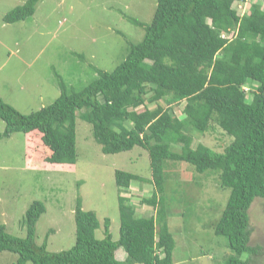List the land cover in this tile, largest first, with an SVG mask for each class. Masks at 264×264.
Returning a JSON list of instances; mask_svg holds the SVG:
<instances>
[{
	"label": "trees",
	"instance_id": "16d2710c",
	"mask_svg": "<svg viewBox=\"0 0 264 264\" xmlns=\"http://www.w3.org/2000/svg\"><path fill=\"white\" fill-rule=\"evenodd\" d=\"M38 1L12 9L3 22L31 17ZM245 1L156 0L149 24L128 18L144 32L139 42L126 41L127 54L112 72L93 68L97 76L80 90L59 81V96L29 114L0 98L5 124L0 140L14 133L38 134L42 146L56 156V132L73 133L74 122L81 119L90 125L103 154L138 147L147 152L150 166L149 179L114 172L119 190L116 240L108 219L103 220V238H95L98 219L77 199L74 245L49 253L45 243H35V223L45 208L33 201L23 219L25 237L12 236L0 226V254H16L15 264H172L175 243L168 218L172 209L187 215V201L197 197L173 189L167 195V169L185 163L198 174L210 172L220 188L230 191L219 214L216 205L210 210L213 233L224 237L231 251L221 264H253L261 248L249 245L248 210L255 199H264V9L252 5L239 16L232 6ZM245 85L252 87L247 94ZM182 103L184 117L177 118L173 110ZM214 126L235 141L219 153L201 143L192 147V133L204 134ZM72 157L74 166L76 154ZM133 182L152 187L141 202L154 216H137L130 197L122 196ZM118 250L125 255L121 261L115 257Z\"/></svg>",
	"mask_w": 264,
	"mask_h": 264
},
{
	"label": "rangeland",
	"instance_id": "374dc122",
	"mask_svg": "<svg viewBox=\"0 0 264 264\" xmlns=\"http://www.w3.org/2000/svg\"><path fill=\"white\" fill-rule=\"evenodd\" d=\"M26 1L0 0V98L22 114L51 104L59 96V81L80 90L97 76L93 68L112 72L127 54L126 41L137 43L144 32L128 18L147 25L156 7V0H39L31 17L3 22L7 13ZM256 4L264 9V0L235 2L232 8L241 16ZM250 89L243 86L246 94ZM183 106L174 108L177 118L184 117ZM218 127L204 134L192 133V147L201 143L212 152H222L235 138ZM4 128L0 120V133ZM73 131L56 132V156L42 146L38 134L24 138L22 133H14L0 140V226L12 236L25 237V212L33 201L41 202L45 212L35 223L34 239L37 245L45 243L49 253L74 245L77 199L84 211L94 212L98 219L95 238H103V220L108 219L116 240L119 190L114 172L150 178L146 151L135 147L119 154H103L88 123L76 119ZM174 165L167 169V195L173 189L197 198L194 202L187 199V215L172 209L174 214L168 218L175 243L172 264H221L231 251L226 239L213 233L210 210L216 205L219 214L230 191L220 188L210 172L198 174L185 163ZM152 190L147 183L133 182L122 196L130 197L137 216H154L153 209L141 202ZM248 217L249 245L261 248L251 263L264 264V199L254 200ZM16 260L12 252L0 254V264H15Z\"/></svg>",
	"mask_w": 264,
	"mask_h": 264
},
{
	"label": "crops",
	"instance_id": "0c3cea01",
	"mask_svg": "<svg viewBox=\"0 0 264 264\" xmlns=\"http://www.w3.org/2000/svg\"><path fill=\"white\" fill-rule=\"evenodd\" d=\"M27 136L29 135H25L24 138H26ZM115 257L118 259V260H123V258L125 257L124 253L121 251V250H118L115 252Z\"/></svg>",
	"mask_w": 264,
	"mask_h": 264
}]
</instances>
